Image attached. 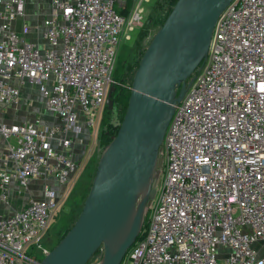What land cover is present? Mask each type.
Returning a JSON list of instances; mask_svg holds the SVG:
<instances>
[{"label":"built area","instance_id":"built-area-1","mask_svg":"<svg viewBox=\"0 0 264 264\" xmlns=\"http://www.w3.org/2000/svg\"><path fill=\"white\" fill-rule=\"evenodd\" d=\"M142 1L46 0L35 37L27 0H0V106L32 84L57 118L0 123V201L12 181H42L40 197L0 211V264L39 261L23 250L39 247L80 167L72 143L96 139L117 47L140 27ZM160 150L154 194L119 264H264V0H231L219 13Z\"/></svg>","mask_w":264,"mask_h":264},{"label":"water","instance_id":"water-1","mask_svg":"<svg viewBox=\"0 0 264 264\" xmlns=\"http://www.w3.org/2000/svg\"><path fill=\"white\" fill-rule=\"evenodd\" d=\"M231 0H175L134 69L126 107L101 152L72 225L37 264H119L154 194L165 128L206 55L214 23ZM113 85L105 98L111 108ZM33 258V257H32Z\"/></svg>","mask_w":264,"mask_h":264},{"label":"rangeland","instance_id":"rangeland-1","mask_svg":"<svg viewBox=\"0 0 264 264\" xmlns=\"http://www.w3.org/2000/svg\"><path fill=\"white\" fill-rule=\"evenodd\" d=\"M45 1L46 0H27L25 19L27 20L29 27L31 25L33 27L37 26L36 30L32 27L35 37L37 33H40V25L43 18L42 9L46 8ZM155 1L156 0H146L140 3L143 8V15L141 20L142 23L140 27L134 28L132 31H130L129 40L121 39L117 47V53L111 77L118 80L122 84L123 88L125 87V89L127 90H129V85L138 60L153 33L160 25V23H158L159 18L164 14L163 7H153ZM127 6H130L129 1H127ZM114 9L116 11H119V7L117 5H114ZM126 10H128V7L125 9V11ZM125 11L120 10V12ZM145 24H148L147 28L144 31V34L139 37L138 32H141V30L143 29L142 26ZM112 83L113 82H111V84ZM30 90V92L33 93L35 91L34 86H31ZM34 97L36 98V94L34 95ZM30 100L31 96H29L27 102H30ZM31 102H35V99L34 101L31 100ZM112 104L113 105H111V110L109 112L106 108H103L99 113V118H102V125L98 139L92 140L89 137L85 142L77 145L78 147H76L75 152L79 156L80 167L78 168L73 179L69 182L67 193L63 198V203L55 211L52 219L50 220L47 230L40 239L39 247L36 248L35 244L31 243L24 248L23 251L27 256H33L35 259L40 260L42 258L43 252L49 251L59 241V239L66 233V231L69 229V227L77 217L82 202L89 189L97 160L104 147L109 142L108 141L107 143H105L102 137V133L108 130L109 127L107 126H115L122 115V103L119 104L117 102H113ZM25 111V107L19 109V112H21L22 114H24ZM33 114L34 113L31 112L29 113V116L32 117ZM0 123L9 124L10 119H8L7 117H2L0 118ZM106 123L109 124L106 125ZM159 155H162V150L159 151ZM160 171L161 167L159 169L157 179H159ZM31 181L33 182V180H27L26 182V187L29 191L28 194L31 195L32 198H37L39 196L40 187L42 186V184L40 182H37V184H33ZM147 207L148 206L144 208L142 221L146 214ZM260 244L262 243H254L252 244V247L256 248ZM98 256L99 253H96V255L94 256L95 263Z\"/></svg>","mask_w":264,"mask_h":264},{"label":"crops","instance_id":"crops-1","mask_svg":"<svg viewBox=\"0 0 264 264\" xmlns=\"http://www.w3.org/2000/svg\"><path fill=\"white\" fill-rule=\"evenodd\" d=\"M31 86H34V85L25 84L21 87L20 99L16 104L11 105V106H0V118L7 117L8 119H10V123L33 122V121H37L40 124L56 123L57 118L53 114L47 112L43 108L40 95L38 94L35 86H34L35 91L33 93L30 92ZM35 94H36V98L34 97ZM29 96H31V100L34 101L35 99V102H31V100L30 102H27V99L29 98ZM22 107H25L26 109L24 114L19 112V109H21ZM31 112L34 113L32 117L29 116V113ZM86 140L87 138H83L81 142L74 141L72 143L70 150H71V154L73 155L75 159L79 160V156L75 152L76 147H78L77 145L85 142ZM6 144H7V141L0 137V157H1L2 152L5 150ZM28 180H33V182L31 181L33 184H37V182H40L42 184V181L40 179H28ZM49 183L51 186L58 188L54 181L50 180ZM41 187H40V192H39L38 197H40L41 195ZM19 189L20 187L16 183H14L13 181L10 183L8 187V193H9L8 205H4L0 201V211L2 215H6L10 213L11 211L20 209L24 205V203L27 201V199L31 198V195L28 194L29 191L27 187L24 190H21V189L19 190Z\"/></svg>","mask_w":264,"mask_h":264},{"label":"trees","instance_id":"trees-1","mask_svg":"<svg viewBox=\"0 0 264 264\" xmlns=\"http://www.w3.org/2000/svg\"><path fill=\"white\" fill-rule=\"evenodd\" d=\"M174 2H175V0H156L154 2L153 7L159 8L161 6L164 9V14H163L162 17L159 18V22L158 23L161 24V22L163 21L164 17L168 13L170 7L173 5ZM147 25L148 24H145V25L142 26L143 29L141 30V32H138L139 37H141L144 34V31L146 30ZM111 82H113L111 85H113V87H114V90L112 92V103L113 102H115V103L117 102L119 104L122 103V105H123L122 115H123L125 107H126V103H127L129 90L125 89V87L123 88L122 84L116 79L112 78ZM105 108L107 109L106 105L104 106V109ZM107 110L109 112L111 110V108L107 109ZM122 115H121L120 119L118 120V123L115 126H113V127L107 126V127H109L108 130H106V131H104L102 133V137H103V140L105 141V143H107L110 140V138L115 134V132L117 130V127L119 125V122H120V120L122 118ZM107 124H109V123H106V125ZM101 125H102V118L100 119L99 128H98V132H97V135H96V140L99 137L100 130H101ZM96 253H99V256H100V253H101L100 249H97L92 254V256L89 258V260L86 262V264H94L95 263L94 256L96 255ZM99 256H98L97 260L99 259ZM97 260H96V262H97Z\"/></svg>","mask_w":264,"mask_h":264},{"label":"flooded vegetation","instance_id":"flooded-vegetation-1","mask_svg":"<svg viewBox=\"0 0 264 264\" xmlns=\"http://www.w3.org/2000/svg\"><path fill=\"white\" fill-rule=\"evenodd\" d=\"M111 95H112V93H111Z\"/></svg>","mask_w":264,"mask_h":264}]
</instances>
